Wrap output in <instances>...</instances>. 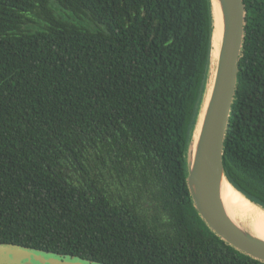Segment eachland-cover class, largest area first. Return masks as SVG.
<instances>
[{"label": "trees", "instance_id": "obj_1", "mask_svg": "<svg viewBox=\"0 0 264 264\" xmlns=\"http://www.w3.org/2000/svg\"><path fill=\"white\" fill-rule=\"evenodd\" d=\"M244 4L224 166L264 208V0ZM210 32L209 0H0V242L105 264H264L206 226L185 181Z\"/></svg>", "mask_w": 264, "mask_h": 264}, {"label": "water", "instance_id": "obj_2", "mask_svg": "<svg viewBox=\"0 0 264 264\" xmlns=\"http://www.w3.org/2000/svg\"><path fill=\"white\" fill-rule=\"evenodd\" d=\"M209 8L210 48L200 98L185 146V181L192 205L206 226L226 244L264 262V238L230 215L221 192L223 181L236 188L226 174L224 150L245 39L246 8L244 0H209ZM218 13L221 24L219 38L216 39L215 19ZM213 40H216V45ZM0 264L105 263L73 254L0 242Z\"/></svg>", "mask_w": 264, "mask_h": 264}, {"label": "bare ground", "instance_id": "obj_3", "mask_svg": "<svg viewBox=\"0 0 264 264\" xmlns=\"http://www.w3.org/2000/svg\"><path fill=\"white\" fill-rule=\"evenodd\" d=\"M220 24V13H218L215 19V26L217 29V31H215L216 39L219 38ZM213 43L214 45H216V40H213ZM213 71L214 68L212 67V74ZM221 192L225 206L230 215L238 223H241L249 228L254 234L264 238V209L251 202L241 192L234 188L228 181H223Z\"/></svg>", "mask_w": 264, "mask_h": 264}, {"label": "rangeland", "instance_id": "obj_4", "mask_svg": "<svg viewBox=\"0 0 264 264\" xmlns=\"http://www.w3.org/2000/svg\"><path fill=\"white\" fill-rule=\"evenodd\" d=\"M51 5H52L53 8H54V12H56L57 14H59L60 16H62V17L65 18V19H69V20H71V21H73V22H75V23L82 24V25H89V24H90V23L87 21V19L76 17V16H74L73 14L68 13V12L62 10L59 6H54L53 1H51ZM27 16L30 17L31 14L28 13ZM34 20H36L37 23H33V24L30 23V22L27 23V26H28L31 30H34V29H36V28L39 27L38 20H37V19H34ZM41 24H42V22H41Z\"/></svg>", "mask_w": 264, "mask_h": 264}]
</instances>
